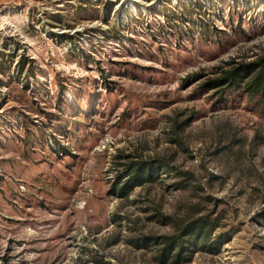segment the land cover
I'll list each match as a JSON object with an SVG mask.
<instances>
[{
  "label": "rangeland",
  "instance_id": "374dc122",
  "mask_svg": "<svg viewBox=\"0 0 264 264\" xmlns=\"http://www.w3.org/2000/svg\"><path fill=\"white\" fill-rule=\"evenodd\" d=\"M263 53L264 0H0V264H163L143 242L186 195L165 175L113 186L120 163L170 152L234 232L182 264H264V116L205 86Z\"/></svg>",
  "mask_w": 264,
  "mask_h": 264
},
{
  "label": "trees",
  "instance_id": "16d2710c",
  "mask_svg": "<svg viewBox=\"0 0 264 264\" xmlns=\"http://www.w3.org/2000/svg\"><path fill=\"white\" fill-rule=\"evenodd\" d=\"M232 67L229 70L221 69L220 76L208 80L205 86L207 88L218 90L219 94L225 91L242 90L250 100L256 102L261 115L264 116V53L256 56V59L250 63H235L232 61ZM188 121L179 122L176 120L173 125V133L176 139L170 140L171 143L179 142V133ZM179 139V140H178ZM237 140L227 139L226 145L218 148L215 156L222 160L227 154L232 152L233 144ZM184 151L189 152V148L184 142H179ZM176 153L170 152L165 156L155 158H139L124 163L120 167L124 171L118 176V180L113 186V194L121 199L130 196L135 188H142L148 184L155 183L162 175L169 177L171 184L168 188L172 191L184 193L185 201L181 205L179 216L166 215L157 208L159 219L165 225L170 227V233L163 236H150L144 241L149 246H160L159 259L166 264L168 259H173L177 264L187 262L198 248L220 250V246L229 242L234 232H228L223 221L222 214L216 212L218 201L208 196L205 184L201 178L192 171H184L176 166ZM251 160V155L249 157ZM250 169L256 171L253 163L250 162ZM206 183L212 185L220 180L218 176L207 174L204 176ZM259 187L256 188L260 197L264 201V177H259ZM148 246V247H149Z\"/></svg>",
  "mask_w": 264,
  "mask_h": 264
}]
</instances>
